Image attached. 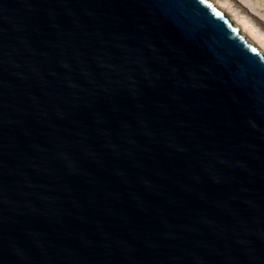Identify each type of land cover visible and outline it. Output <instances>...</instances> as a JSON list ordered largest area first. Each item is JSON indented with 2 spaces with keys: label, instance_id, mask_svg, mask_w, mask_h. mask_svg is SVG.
Instances as JSON below:
<instances>
[{
  "label": "water",
  "instance_id": "water-1",
  "mask_svg": "<svg viewBox=\"0 0 264 264\" xmlns=\"http://www.w3.org/2000/svg\"><path fill=\"white\" fill-rule=\"evenodd\" d=\"M0 264H264V54L228 15L0 0Z\"/></svg>",
  "mask_w": 264,
  "mask_h": 264
},
{
  "label": "bare ground",
  "instance_id": "bare-ground-1",
  "mask_svg": "<svg viewBox=\"0 0 264 264\" xmlns=\"http://www.w3.org/2000/svg\"><path fill=\"white\" fill-rule=\"evenodd\" d=\"M215 7L228 15L231 22L239 31L254 43L264 54V30L259 27L248 14L241 12L232 0H209ZM251 1V0H247ZM264 0H256V5H263Z\"/></svg>",
  "mask_w": 264,
  "mask_h": 264
},
{
  "label": "rangeland",
  "instance_id": "rangeland-1",
  "mask_svg": "<svg viewBox=\"0 0 264 264\" xmlns=\"http://www.w3.org/2000/svg\"><path fill=\"white\" fill-rule=\"evenodd\" d=\"M256 0H232L233 4L240 10L251 16L254 22L264 30V3L256 5Z\"/></svg>",
  "mask_w": 264,
  "mask_h": 264
},
{
  "label": "snow or ice",
  "instance_id": "snow-or-ice-1",
  "mask_svg": "<svg viewBox=\"0 0 264 264\" xmlns=\"http://www.w3.org/2000/svg\"><path fill=\"white\" fill-rule=\"evenodd\" d=\"M199 3L207 6V0H199Z\"/></svg>",
  "mask_w": 264,
  "mask_h": 264
}]
</instances>
